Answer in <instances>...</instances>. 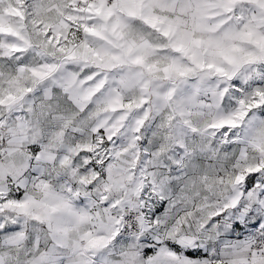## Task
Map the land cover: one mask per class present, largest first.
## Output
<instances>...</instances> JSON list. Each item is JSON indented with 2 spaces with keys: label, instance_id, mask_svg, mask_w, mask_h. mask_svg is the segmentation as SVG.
<instances>
[{
  "label": "clouds",
  "instance_id": "1",
  "mask_svg": "<svg viewBox=\"0 0 264 264\" xmlns=\"http://www.w3.org/2000/svg\"><path fill=\"white\" fill-rule=\"evenodd\" d=\"M0 264H264V0H0Z\"/></svg>",
  "mask_w": 264,
  "mask_h": 264
}]
</instances>
